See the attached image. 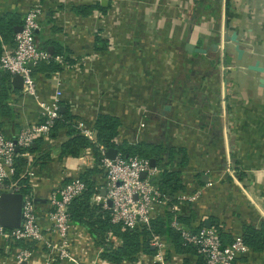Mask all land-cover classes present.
Listing matches in <instances>:
<instances>
[{
	"label": "crops",
	"instance_id": "crops-1",
	"mask_svg": "<svg viewBox=\"0 0 264 264\" xmlns=\"http://www.w3.org/2000/svg\"><path fill=\"white\" fill-rule=\"evenodd\" d=\"M34 1L0 0V17L12 14L23 20ZM142 1L45 0L38 45L48 46L50 53L63 48L69 60L64 56L57 73L36 75L39 95L52 101L61 80L63 112L69 109L90 127L100 115L110 114L121 123L118 142L184 148L189 164L182 178L187 193L199 195L191 202L193 227H205L208 221L213 227L215 221L230 241L241 236L245 226L264 222L256 202L264 199V0ZM98 3L104 10L87 15L75 10ZM2 75L0 71V83ZM10 81L22 94L16 77ZM32 106L15 102L17 119L6 121L0 131L14 137L23 118L38 121ZM67 139V130H62L57 138L42 141L51 149L52 161L30 179V196L36 199L44 233L53 239L57 236L47 221L52 195L61 183L97 165L92 150L78 158H60V145ZM94 179L105 186L104 175ZM182 205H177L179 213ZM167 210L166 205L157 206L156 216ZM91 238L80 225L70 230L78 263L113 264L103 258L93 238L94 244L84 251ZM10 254L0 243V264H11ZM154 256L142 254L121 264H156ZM166 256L168 264L184 263L185 256L169 242ZM44 260V255L36 256L25 264ZM235 264H264V252L251 251Z\"/></svg>",
	"mask_w": 264,
	"mask_h": 264
},
{
	"label": "built area",
	"instance_id": "built-area-1",
	"mask_svg": "<svg viewBox=\"0 0 264 264\" xmlns=\"http://www.w3.org/2000/svg\"><path fill=\"white\" fill-rule=\"evenodd\" d=\"M130 2L133 0H123ZM152 4L151 0L142 1L141 4ZM173 10V6L165 7ZM45 9V0H35L32 7L23 17L22 30L14 37V46H3V54L0 57V71L9 73L12 77L21 76L23 80V92L15 96L17 103L23 106L33 105L39 113L38 121H31L28 118L20 121V131L17 137L10 138L0 131V200L5 193H21V185L16 178L17 160L22 158L27 162L25 174L30 179L36 173L33 163L36 154L30 148L39 141L48 142L51 133L60 118L61 102L63 91L60 89L61 80L58 81V88L52 101L42 100L39 95L37 76L34 68L42 63L56 62L65 64L64 57L53 56L48 50L38 45L37 33L42 29L41 18ZM160 17V16H159ZM27 109V108H26ZM25 109V110H26ZM23 117V116H21ZM74 124L81 135L92 143L97 144L101 153L100 168L105 173V186L107 196L97 194L93 198L94 204H103L112 211V222L122 224L124 228H136L138 226H149L157 217L156 207L166 205V195L155 186L151 178L160 171L151 165L150 160L133 156L125 158L118 153L115 159H109L108 150L98 144L97 131L90 127L83 119H75ZM147 173L143 179L142 174ZM85 183L81 178L71 179L69 182L61 183L58 192L54 193L50 201V210L47 213L49 230L57 239L47 237L39 218L36 199L34 196H25L23 204V223L20 228L6 229L0 224V243L4 248L11 251L8 257L11 264H25L44 255L43 264H53L55 261H68L72 264H79L73 254L72 244L69 239L73 222L70 218L68 205L81 195L85 190ZM59 195V196H57ZM198 193H183L179 200L194 202ZM112 201V206L108 205ZM178 206L172 207L177 211ZM173 227L178 230L184 240L198 248L207 264H235L241 257L248 256L250 248L244 243L241 236L234 238L229 245H223L219 233L215 228L202 227L198 232L192 233L184 228L177 221ZM109 240L117 244L113 235ZM20 242L33 244L34 249L20 248ZM153 246L158 249L154 256L156 264H168L166 250L168 241L165 238L154 237ZM40 244L43 247L40 248ZM93 243L91 238L85 244L84 251H87ZM5 264V262H4ZM7 264V262H6Z\"/></svg>",
	"mask_w": 264,
	"mask_h": 264
},
{
	"label": "trees",
	"instance_id": "trees-1",
	"mask_svg": "<svg viewBox=\"0 0 264 264\" xmlns=\"http://www.w3.org/2000/svg\"><path fill=\"white\" fill-rule=\"evenodd\" d=\"M95 9L104 10L100 3L93 6L75 7V10L82 15H87ZM22 21L17 15L12 14L0 17V57L3 54V46L8 43H14L16 29L22 24ZM99 43L98 40V45H100ZM49 44L53 45L51 42ZM45 49L48 50L49 47L46 46ZM55 49L56 52L51 53L53 56L64 57L67 55L63 48ZM210 58L212 62H217L218 60L213 55ZM65 60H69L67 56ZM62 69L63 64L56 62L42 63L34 68V73L36 75L43 73L52 74ZM10 77L12 76L7 72H3L1 77L0 118L2 119L0 120V127L6 121H15L17 119L14 104L16 102L15 96L19 94V90L14 87ZM3 119L4 121H2ZM75 119L69 109H66L65 112L60 110V118L52 130L51 137L57 138L62 130H67L68 139L60 145V158H78L85 150H92L96 156V167L87 170L80 177L85 183V190L70 202L68 211L73 224L86 228L96 245L103 249V258L113 264H121L123 262H134L142 254L156 255L158 249L153 246L152 241L154 237L159 236L165 238L173 246L177 254L185 256L183 264H207L205 258L198 253V248L186 242L181 233L172 225L174 221H177L192 233H196L202 228L193 227L196 214L192 209L191 202H181L178 199L181 194L187 192V187L182 178V169L189 164L187 151L184 148L165 150L161 146L146 143L133 145L127 141L118 142L117 138L121 127L119 118L110 114H102L98 117L95 124L98 144L104 146L108 151L111 149L118 150V153L125 158L139 156L150 161L154 160L155 167L160 172L152 177L151 181L166 195V207L168 210L165 214L157 216L149 226L141 225L133 229L124 228L122 224H114L112 222L113 215L109 208H106L103 204L93 203L94 196L101 194L104 186L94 179V176L101 175L104 172L102 168H99L101 153L97 144L92 143L79 133L74 124ZM18 128L17 135L21 129L20 125ZM17 135L10 138H15ZM30 151L37 155L33 166L40 170H46L52 161L49 146L39 141L37 145L35 144L30 148ZM26 167L27 162L22 158H18L16 178L22 187L21 194L30 196V177L24 172ZM180 203L183 204L182 213L173 211L172 207ZM213 228L219 233L224 246L234 241V238L228 241L229 236L222 232L215 221ZM110 234L119 241L117 244L109 240ZM241 237L251 251L256 253L264 252V222L260 224V227L245 226ZM17 246L28 249L35 248L33 244L26 242H20ZM192 257H196L197 261L193 262Z\"/></svg>",
	"mask_w": 264,
	"mask_h": 264
},
{
	"label": "water",
	"instance_id": "water-1",
	"mask_svg": "<svg viewBox=\"0 0 264 264\" xmlns=\"http://www.w3.org/2000/svg\"><path fill=\"white\" fill-rule=\"evenodd\" d=\"M22 30V26L17 27L16 33L20 32ZM191 48H189L190 50ZM16 84L19 83V85H16L17 87L21 88L23 86V80L21 76L16 77ZM62 112L65 110L64 107L60 109ZM118 155V150L111 149L108 151L107 156L109 159H115ZM151 165L155 167V161L151 160ZM142 178H147V173L142 174ZM101 195L103 197L107 196L106 189H102ZM25 196L22 194H16V193H5L2 195L0 200V224L6 229H16L20 228L23 223V204H24ZM12 201H17V204H13ZM256 202L260 205L262 210L264 211V199L262 198H256ZM108 205L112 206V201L108 200ZM206 227L212 228V224L210 221L206 223Z\"/></svg>",
	"mask_w": 264,
	"mask_h": 264
},
{
	"label": "rangeland",
	"instance_id": "rangeland-1",
	"mask_svg": "<svg viewBox=\"0 0 264 264\" xmlns=\"http://www.w3.org/2000/svg\"><path fill=\"white\" fill-rule=\"evenodd\" d=\"M101 170H102V169H101ZM102 171H103V170H102ZM103 175L105 176V173H104V172H103V173H101V177H102Z\"/></svg>",
	"mask_w": 264,
	"mask_h": 264
}]
</instances>
